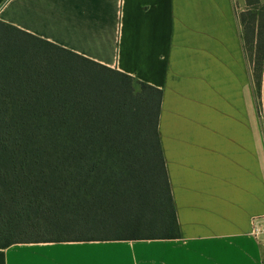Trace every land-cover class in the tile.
Here are the masks:
<instances>
[{
  "label": "crops",
  "instance_id": "crops-1",
  "mask_svg": "<svg viewBox=\"0 0 264 264\" xmlns=\"http://www.w3.org/2000/svg\"><path fill=\"white\" fill-rule=\"evenodd\" d=\"M264 4V0H259ZM247 0H0V22L162 91L157 130L179 225L173 239L14 244L20 250L122 246L168 259L264 264V127L240 15Z\"/></svg>",
  "mask_w": 264,
  "mask_h": 264
},
{
  "label": "trees",
  "instance_id": "trees-1",
  "mask_svg": "<svg viewBox=\"0 0 264 264\" xmlns=\"http://www.w3.org/2000/svg\"><path fill=\"white\" fill-rule=\"evenodd\" d=\"M247 4L245 52L264 62V7ZM134 81L0 22V249L179 237L162 91Z\"/></svg>",
  "mask_w": 264,
  "mask_h": 264
},
{
  "label": "snow or ice",
  "instance_id": "snow-or-ice-1",
  "mask_svg": "<svg viewBox=\"0 0 264 264\" xmlns=\"http://www.w3.org/2000/svg\"><path fill=\"white\" fill-rule=\"evenodd\" d=\"M23 255L38 254L45 259H22L12 264H132L130 259H113L111 257H130V251L122 246H85L74 248H58L46 250H20ZM187 252H173L171 248L152 246L151 249L137 250V264H206L203 261L168 259L171 256H185Z\"/></svg>",
  "mask_w": 264,
  "mask_h": 264
},
{
  "label": "rangeland",
  "instance_id": "rangeland-1",
  "mask_svg": "<svg viewBox=\"0 0 264 264\" xmlns=\"http://www.w3.org/2000/svg\"><path fill=\"white\" fill-rule=\"evenodd\" d=\"M260 7H264V4L261 3L260 6H258L257 8H259V12H262V9ZM253 8V12H254ZM248 49V55H249V60H250V68H251V72L253 71V74H255V76L259 75V79H258V85L259 87L257 88V101H258V109L261 113V117H262V122H263V127H264V62H256V59L254 56V51H253V46L251 44L248 45L247 47ZM262 70L261 73H257V71L254 70ZM257 80V78H255ZM134 86L136 88L139 89V85L137 83V80L134 81Z\"/></svg>",
  "mask_w": 264,
  "mask_h": 264
},
{
  "label": "built area",
  "instance_id": "built-area-1",
  "mask_svg": "<svg viewBox=\"0 0 264 264\" xmlns=\"http://www.w3.org/2000/svg\"><path fill=\"white\" fill-rule=\"evenodd\" d=\"M251 235L255 239V241L259 243L260 246L263 248L264 255V217H257L253 219Z\"/></svg>",
  "mask_w": 264,
  "mask_h": 264
}]
</instances>
